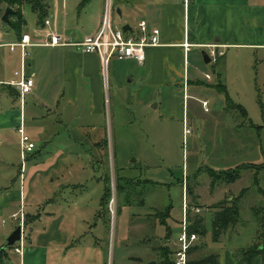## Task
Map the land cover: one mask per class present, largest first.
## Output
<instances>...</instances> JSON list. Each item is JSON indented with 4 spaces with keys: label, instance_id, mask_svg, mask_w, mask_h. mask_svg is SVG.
Listing matches in <instances>:
<instances>
[{
    "label": "crops",
    "instance_id": "crops-1",
    "mask_svg": "<svg viewBox=\"0 0 264 264\" xmlns=\"http://www.w3.org/2000/svg\"><path fill=\"white\" fill-rule=\"evenodd\" d=\"M48 2L50 25L47 27L37 21L31 33L26 23L18 33L6 22L0 25V247L5 246L17 227L16 213L23 208L26 215H38L30 225L23 256L11 251L7 264H110L111 251L113 258L116 257V243L113 247L110 240L112 197L120 199L118 213L127 208L141 209L134 214L130 225L131 230L139 233L136 242L128 244L135 251L130 254V260L136 264L152 261L160 264L158 248L161 246H169L174 260L177 239H173L171 227H167L166 237L153 233L158 222L166 225L170 207L166 216H154V211L164 207L152 204L150 210H142L145 200L136 203L131 199L132 192L125 181L134 177L127 174L124 166L116 170L114 165V148L120 136L116 129L133 131L138 119L136 105L145 107L156 100L151 106L162 112L156 122H172L177 118L180 121L183 117L184 127L187 124L191 133L200 131L208 139L212 150L208 156L211 163L206 167L223 170L252 161L245 154L262 153L264 0H191L189 3L185 0H112L116 15L124 20L122 27L128 25L126 31L130 35L137 33L141 20H146L150 26L160 29V45L147 48L143 64L133 59H113L107 84L97 53H83L72 47L30 46L26 70L33 77L34 86L22 106L18 87L12 84L19 77L16 72L21 70V52L12 50L9 44L19 41L23 33H30L38 42L50 30L75 39L94 35L101 28L106 0H100L104 5L101 15L92 22L88 33L82 35L68 31L67 12L60 26L59 8L52 12L51 1ZM212 44L223 51L216 63L206 62L203 56V51L208 53ZM219 82L225 84L234 102L244 106L247 116L236 108H229L225 94L217 87ZM209 90L222 94L225 99L221 112L218 111L220 114L212 112L208 99H202ZM251 91L254 104L244 99ZM182 97L183 113L178 116L176 105ZM201 100H208V105L201 106ZM202 110L206 117L198 115ZM114 119L119 120L118 126ZM22 121L26 134L36 145L27 154L24 166L18 131ZM144 121L139 120L143 124ZM252 123L261 125L262 129L257 130ZM247 128L255 133L248 134ZM236 154L243 158H235ZM195 162L194 174H200L203 167ZM190 177L187 172L182 179L186 186L183 195L189 194L192 207L190 218L197 214L203 216L207 227L204 212H216L214 205L225 198L229 187L232 192L237 190L233 187L238 181L217 185L211 189L212 198L202 202L199 183L194 184L195 194L187 188ZM142 180H149L147 184L155 186L169 184L154 177ZM108 189L109 200L106 199ZM197 206L205 208L204 212L195 213L193 208ZM207 234L199 237L190 258L207 247L205 242H200L206 241ZM120 240L127 244L129 237L126 234ZM215 248L216 264H240L235 251ZM259 258H254L252 264H258ZM114 259L111 264L115 263Z\"/></svg>",
    "mask_w": 264,
    "mask_h": 264
},
{
    "label": "rangeland",
    "instance_id": "rangeland-1",
    "mask_svg": "<svg viewBox=\"0 0 264 264\" xmlns=\"http://www.w3.org/2000/svg\"><path fill=\"white\" fill-rule=\"evenodd\" d=\"M50 1L52 4V12H54L56 8H59L60 26H63L64 12H67V29L75 35L88 33L87 30L91 28L92 22L101 15L104 7L100 0ZM63 2H65V8L63 7ZM114 5L116 7L115 2ZM24 6L23 13L27 23L26 28L33 33L36 22L38 21L37 15L33 12L29 4H25ZM50 19L52 18L50 17ZM114 19L117 21L119 27L123 26L124 20L119 15H116L115 12ZM109 80L110 78H108V83ZM214 82H216V79ZM213 92L212 90L205 92V96H202V99L209 100L212 112L215 110L214 113L216 114L219 113L218 111L221 112L222 105L225 104V99L222 94L217 95L215 94L216 91ZM244 99L245 101H250L252 104L255 102V96L253 97L252 91ZM185 100L188 102V98ZM203 102L202 100L200 101L201 106ZM151 103H157V101L154 100ZM151 103L149 106L145 107L136 105V107L139 108L137 109L138 111L136 110L138 119L134 124L133 131L125 132L123 128H121V130H118V128L116 129L120 132V136L114 148V165L116 170L119 166H124L127 174L134 177L127 179V182L124 181L125 184H129L130 186L132 192L131 199L134 202L139 203L145 200L146 206L142 210H147V208L150 210V205L156 204L159 205V207H164V209L153 210L154 213L152 215L161 216L170 207V216L166 220L167 226L160 221L154 226L153 233L166 237L167 227H171L172 237L174 240L177 239L181 231L179 222L183 219L182 207H184V203L187 202L188 210L192 209L188 198L189 194L188 197L185 196L186 192L183 195V187L186 186L185 183L182 184L183 174L190 172L191 183L186 184L187 188L195 194L194 184L199 183L197 187H199V191L202 195V202L210 199L211 189L216 188L217 185H230L238 181L235 187L231 186L234 189H238L232 192L229 187L225 198L220 201L223 202L222 205L225 208L233 209V203L237 201V197L243 189L248 188V191L241 200L238 201L240 207L238 221L232 222L228 229L224 230L222 234L219 235L218 239L213 233V218L215 212L202 211L206 217L208 234L205 239L206 241L201 239L200 242H205L207 247H204L198 254L193 255L191 260L216 254L213 251L216 249V246L238 252L240 249L251 247L255 242L257 246L262 245L264 248V234L258 236L259 229L260 233L264 232V209H261L258 215H256L253 210L254 207H264V157L262 153L258 151L253 153L252 151L250 154H245V156L249 155L252 161L242 163L248 166L242 169L241 175L237 180L228 183L224 180L228 179L230 174L233 175V172L230 171H234V169L241 164L223 170H213L210 167H206L207 163H211L208 156H210V150H212L211 146L208 145V139L203 136L200 131L199 133L198 131L191 133L192 129L189 128L187 124L186 127H184V123L182 122L183 117H180V121L179 118H177V120L172 122H156L155 119L160 117L159 114H162V112L154 110V106L153 104L151 106ZM176 106L178 110L177 115L179 116V114L183 113V97ZM198 115L200 117L207 116L204 110L199 112ZM139 118L143 121L145 120L144 124L139 122ZM114 122L116 126L119 125L118 119H114ZM187 129L190 130L187 131ZM246 132H248V134L255 133L254 130L249 128H247ZM236 155H238L235 157L237 159L243 158L241 154ZM258 158H260V161L254 162L257 161L256 159ZM194 159L203 167L200 174H197V172L194 174V165H196ZM251 164L255 165L250 166ZM227 171H229V173H227ZM256 175L258 176V182H256ZM145 177H154L158 181H166L169 184L165 186L147 184L149 180H142V178ZM119 183L118 180L117 184L119 185ZM123 198L124 197H122V200H124ZM118 204H120V199L117 200V198H115L114 213H112L109 208V216H111V246L114 247L113 244L116 243V257H114L115 259L113 258V253L111 251L109 263L111 264L114 259V264H136L129 258L130 254H133L135 251L130 250L128 244L132 245L136 242V236L139 234L138 231L131 230L132 227L130 228V225L131 222H133V218L136 216L134 214L141 212V209L135 206L136 208H127L118 213ZM217 204L214 205L216 210H218ZM259 218L263 219L262 223L259 222ZM126 234L129 237L127 244L126 241L120 240V237L123 238ZM162 254L163 253L160 252V264L164 261ZM258 264H264V254L260 256Z\"/></svg>",
    "mask_w": 264,
    "mask_h": 264
},
{
    "label": "built area",
    "instance_id": "built-area-1",
    "mask_svg": "<svg viewBox=\"0 0 264 264\" xmlns=\"http://www.w3.org/2000/svg\"><path fill=\"white\" fill-rule=\"evenodd\" d=\"M191 0H185L189 3ZM114 6L112 0H106L105 10L102 20V25L99 31L94 35H88L83 39H75L67 34H60L55 31H48L45 39L34 41L30 33H23L19 41L10 43L12 50L19 49L21 52L22 63L21 70L16 72L19 77L12 81V84L18 87L22 106L24 105L25 96L32 91L34 86V79L27 74V61L26 58L29 55L28 48L34 45L43 46H62L72 47L75 50L83 53H97L101 58L102 70L104 79L108 82V70L109 65L113 59L126 60L133 59L140 64H143L146 59V50L149 47L160 45L161 31L157 26H150L146 20H141L138 23V31L135 35H130L124 27H119L114 19ZM50 25V20L47 18L43 27ZM189 46V44H187ZM208 56L213 63L218 62V59L223 55V51H220L217 44L209 46ZM210 78V75L207 74ZM204 106L208 105V101L203 102ZM18 131L21 134V149L20 155L22 164L24 166L27 154L32 152L36 145L29 135L26 134L24 129V122L22 121L18 127ZM189 131V129H187ZM115 198L112 197L109 203V208L114 213ZM188 205L184 203L183 207V219L181 222V231L177 237L176 249L174 252L175 264H188L190 257V249L195 245L199 239V235L195 232H190V222L188 220ZM193 210L195 213H201L203 208L197 206ZM17 221V226L22 227V237L19 242L16 243L12 252L19 256H23L25 248L27 246L26 237V214L22 208L18 213L14 215Z\"/></svg>",
    "mask_w": 264,
    "mask_h": 264
},
{
    "label": "trees",
    "instance_id": "trees-1",
    "mask_svg": "<svg viewBox=\"0 0 264 264\" xmlns=\"http://www.w3.org/2000/svg\"><path fill=\"white\" fill-rule=\"evenodd\" d=\"M25 4H29L33 10V12L37 15L38 24L41 26H44L45 20L48 18L49 11H50V4L48 0H0V25L2 24V16L6 10V8L10 7L14 10V13L10 14L9 20L10 22L8 25H10L16 32L21 33L22 28L26 25V19L23 13V6ZM217 87L219 90L225 94L226 100L228 102L229 108H236L239 111L243 112L247 116V110L244 108L243 105L236 103L232 100L230 95L228 94L227 88L225 84L222 82H219ZM252 125L257 129L261 130V125ZM262 153L264 155V146H262ZM255 164H251L250 166H253ZM248 166V165H247ZM245 164H241L237 166L233 172V175H229L228 179H225L226 182H233L237 180L240 177V173L242 169L247 167ZM264 167V165H263ZM211 171V170H210ZM229 173V171H227ZM256 182H258V176H255ZM248 191V188H245L242 190L240 195L237 197V201L233 203V209L225 208L222 203L219 202L217 204L218 210L214 214L213 218V233L215 237L218 239L219 235L222 234V232L226 229H228L229 225L232 222H236L239 219L240 214V207L238 204V201L244 196V194ZM110 198V189L107 190L106 193V199L109 200ZM261 209H264V207H254V213L258 215L259 211ZM231 211V212H230ZM169 213V210L165 211L163 215L166 216V214ZM38 217V215H26V237H27V243L29 239V232H30V225L31 223ZM188 220L190 222L189 230L190 232H195L199 235V237H204L207 234V227L205 225V219L201 215H196L194 218H190V215L188 213ZM263 219L259 218V222L262 223ZM261 225V224H260ZM261 234L263 235L264 232L260 233V229L258 231V236ZM257 236V238H258ZM16 244H13L11 246H8L7 248L0 247V264H7L11 260V251L14 248ZM200 247V246H199ZM163 254V263L162 264H175L174 260L171 259L170 255L172 252L170 251L169 246H161L158 248ZM193 251V247L190 249L189 254ZM264 254V248L262 245H258L254 242V244L246 249H240L238 252L235 253V256L238 260V263L240 264H252L254 258L258 256H262ZM218 263V256L217 254L205 256L202 258L191 260L189 257L188 264H216Z\"/></svg>",
    "mask_w": 264,
    "mask_h": 264
},
{
    "label": "water",
    "instance_id": "water-1",
    "mask_svg": "<svg viewBox=\"0 0 264 264\" xmlns=\"http://www.w3.org/2000/svg\"><path fill=\"white\" fill-rule=\"evenodd\" d=\"M12 13H14V10L12 8H10V7L6 8V10H5V12H4L3 16H2V21L6 22V23H9L10 22L9 16ZM128 28H129L128 25L124 26V30H126ZM203 56H204V60L206 62L210 61V57L208 56V53H206L205 51H203ZM21 237H22V227L20 225H18L15 228V230L7 238L4 247L7 248L8 246L16 244L17 242H19L21 240ZM149 264H156V261H152Z\"/></svg>",
    "mask_w": 264,
    "mask_h": 264
}]
</instances>
